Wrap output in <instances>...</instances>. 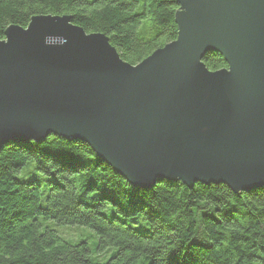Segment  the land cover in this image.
<instances>
[{
    "label": "water",
    "instance_id": "water-1",
    "mask_svg": "<svg viewBox=\"0 0 264 264\" xmlns=\"http://www.w3.org/2000/svg\"><path fill=\"white\" fill-rule=\"evenodd\" d=\"M178 35L137 64L70 15L0 40V150L87 143L130 185L264 188V0H177ZM209 52L227 67L210 70Z\"/></svg>",
    "mask_w": 264,
    "mask_h": 264
},
{
    "label": "trees",
    "instance_id": "trees-1",
    "mask_svg": "<svg viewBox=\"0 0 264 264\" xmlns=\"http://www.w3.org/2000/svg\"><path fill=\"white\" fill-rule=\"evenodd\" d=\"M179 8L177 0H0V40L33 16L68 14L137 64L177 38ZM203 61L214 71L227 67L219 53ZM72 226L96 234L97 256L87 240L62 231ZM0 264H264V188L234 193L162 179L144 191L83 141L50 135L6 145Z\"/></svg>",
    "mask_w": 264,
    "mask_h": 264
},
{
    "label": "rangeland",
    "instance_id": "rangeland-1",
    "mask_svg": "<svg viewBox=\"0 0 264 264\" xmlns=\"http://www.w3.org/2000/svg\"><path fill=\"white\" fill-rule=\"evenodd\" d=\"M62 231L64 233L67 232V234L68 233L72 235L76 234V240H80V239L87 240L90 244V248L92 252L94 253L93 256L95 257L98 255L96 254V244L98 242V237L91 229L84 226H72V227H62ZM67 237L70 238L69 236Z\"/></svg>",
    "mask_w": 264,
    "mask_h": 264
}]
</instances>
